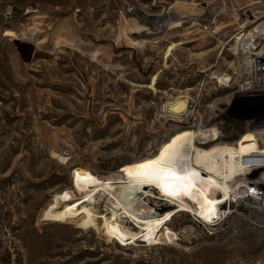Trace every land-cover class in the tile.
Wrapping results in <instances>:
<instances>
[{
	"label": "rangeland",
	"instance_id": "374dc122",
	"mask_svg": "<svg viewBox=\"0 0 264 264\" xmlns=\"http://www.w3.org/2000/svg\"><path fill=\"white\" fill-rule=\"evenodd\" d=\"M238 4L0 0V12L14 11L12 19L0 16V264H264V218L245 208L231 209L212 225L179 213L169 224L178 238L169 245L106 246L92 232L80 239L73 225L42 219L52 197L72 187L79 164L99 172L117 168L150 155L178 130L222 120V141L246 132L244 121L233 123L228 117L246 120L260 109L233 98L232 85L221 87L212 79L236 70L232 36L252 22L242 12L235 26L223 29L235 21ZM139 10L151 17L171 16L182 27L168 26L147 37ZM194 18L215 21L217 40L192 27ZM33 27L38 31L30 43L44 58L25 64L7 32L22 38ZM219 38L231 44L221 47ZM180 43L168 56L169 48ZM203 52L208 56L195 55ZM188 88V120L165 117L163 103ZM258 126L264 128V121ZM142 201L158 214L175 207L159 194L144 195Z\"/></svg>",
	"mask_w": 264,
	"mask_h": 264
},
{
	"label": "bare ground",
	"instance_id": "6f19581e",
	"mask_svg": "<svg viewBox=\"0 0 264 264\" xmlns=\"http://www.w3.org/2000/svg\"><path fill=\"white\" fill-rule=\"evenodd\" d=\"M138 13L143 20L147 37H156L165 32L168 26H171L169 30L182 27V22L171 16L151 17L144 10H139ZM235 25L236 21H232L223 29ZM248 25H241L240 28ZM135 28H139L137 24ZM37 31L35 27L28 28L22 38L14 31H8L7 34L15 41L30 43ZM236 37L238 36L234 35L232 39ZM228 41L227 43L219 38L218 42L225 48L231 44V39ZM180 45L183 44H173L168 50V56ZM231 46L236 57L239 54L238 46ZM195 55L199 59L208 56L206 52ZM212 68L213 66L208 70ZM212 79L225 87L230 86V77L227 75L214 74ZM157 80V76L153 78L151 89H156ZM191 90L188 88L181 91L163 103L162 113L165 117L174 122L188 120L192 114ZM251 123L257 124L258 121ZM259 133L264 134V130ZM223 139L216 126L185 128L172 134L150 155L117 168L99 172L89 165L79 164L73 169L72 187L52 197L42 219L53 224L73 225L80 239L92 232L106 246L118 244L125 247L137 245L138 242L165 245L174 243L178 233L169 226L177 216L174 214L187 213L207 225L215 224L231 212L224 206L236 196L233 192L244 188V184L241 188L237 187L238 178L248 174L247 180L253 181L263 172V164L259 162L249 166L240 163L248 144H254L257 152H262L264 148V142L260 143L254 132L246 131L232 141H222ZM59 159L62 164L69 160L65 157ZM150 161L162 163L147 169L138 167ZM156 168L161 171L153 176V169ZM146 186H156L175 207L158 214L146 201L140 202L143 195L153 197V193L145 191ZM257 199L260 200L261 197L258 196ZM250 215L254 214L251 212Z\"/></svg>",
	"mask_w": 264,
	"mask_h": 264
},
{
	"label": "built area",
	"instance_id": "2783aa9c",
	"mask_svg": "<svg viewBox=\"0 0 264 264\" xmlns=\"http://www.w3.org/2000/svg\"><path fill=\"white\" fill-rule=\"evenodd\" d=\"M238 6L239 7L234 10L233 20L236 22L239 21V14L243 12V14L252 21V25L250 24L247 28H239L234 34L238 37L232 39L233 44L238 46L237 49L239 54L236 55V59L238 60L236 70L234 74L230 76V86L227 88L232 85L234 88L233 98L237 97L239 101L253 103L260 110L258 111L259 115L250 119L245 120L243 118H232L230 116L228 119L233 123L244 121L247 127L246 131L254 132L260 143H263L264 134H260L259 132L263 131L264 128L258 125L261 120L264 121L261 112V109H264V0H240ZM13 15L14 11L11 8L0 12V16L7 19H12ZM189 22H192V27L198 26L199 31L205 36L217 40L219 30L215 21L202 23L200 19L194 18ZM229 74L224 73V75L227 76H229ZM217 82L219 86L225 87L219 81ZM190 102V105H192V100ZM253 121H258V123L252 124L251 122ZM225 125L226 123L224 120L217 123L216 127L219 130V136H223L222 129H224ZM238 135L240 134L232 133L234 138ZM262 147H264V145ZM261 151L262 152H257L254 148V144H248L244 148V154L242 155V160L240 159V163L249 166L259 162L263 164V172L259 177L260 179L258 178L253 181L247 180V173V175L238 178L239 182L237 183V187L241 188L244 184V188L241 191L237 189L236 192H233L236 196L224 206L228 210L233 208L237 210L245 208L250 214L252 212L254 214L253 216L264 217V148ZM153 194L157 195L158 193L153 191ZM258 196L261 197L260 200L257 199ZM250 203H252V205H250ZM226 216L224 218H226ZM221 220L223 219L217 222Z\"/></svg>",
	"mask_w": 264,
	"mask_h": 264
},
{
	"label": "water",
	"instance_id": "95a60500",
	"mask_svg": "<svg viewBox=\"0 0 264 264\" xmlns=\"http://www.w3.org/2000/svg\"><path fill=\"white\" fill-rule=\"evenodd\" d=\"M15 44L17 52L25 64H30L33 60L44 58V55L32 43L17 41Z\"/></svg>",
	"mask_w": 264,
	"mask_h": 264
},
{
	"label": "snow or ice",
	"instance_id": "6c2138e0",
	"mask_svg": "<svg viewBox=\"0 0 264 264\" xmlns=\"http://www.w3.org/2000/svg\"><path fill=\"white\" fill-rule=\"evenodd\" d=\"M159 163H162V161H160V162L150 161V162H148V164L139 165L138 167L141 168V169H147V168H152L153 165H157ZM159 171H161V169H158V168L153 169L152 175L153 176H157ZM209 203H211V201H209Z\"/></svg>",
	"mask_w": 264,
	"mask_h": 264
},
{
	"label": "trees",
	"instance_id": "16d2710c",
	"mask_svg": "<svg viewBox=\"0 0 264 264\" xmlns=\"http://www.w3.org/2000/svg\"><path fill=\"white\" fill-rule=\"evenodd\" d=\"M160 211L162 212V211H164V209H161Z\"/></svg>",
	"mask_w": 264,
	"mask_h": 264
}]
</instances>
